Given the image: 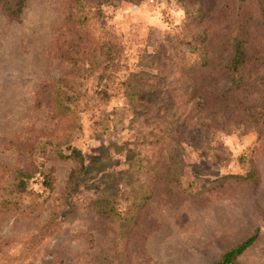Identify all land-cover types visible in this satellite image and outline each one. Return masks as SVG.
Here are the masks:
<instances>
[{"label": "rangeland", "instance_id": "obj_1", "mask_svg": "<svg viewBox=\"0 0 264 264\" xmlns=\"http://www.w3.org/2000/svg\"><path fill=\"white\" fill-rule=\"evenodd\" d=\"M256 231L240 264H264V0L0 4V264H215Z\"/></svg>", "mask_w": 264, "mask_h": 264}, {"label": "trees", "instance_id": "obj_2", "mask_svg": "<svg viewBox=\"0 0 264 264\" xmlns=\"http://www.w3.org/2000/svg\"><path fill=\"white\" fill-rule=\"evenodd\" d=\"M0 4L6 9V11L11 16H17L23 10L24 0H0ZM85 25H86V19L81 20L80 21L81 27L78 29V31H82V29H85ZM232 48H233V55L229 63V70L231 75L232 86L235 90L239 91V89H242L243 87H247L245 67L249 63L250 56L246 48L245 40H243L242 38L239 37L234 38L232 42ZM56 89H57L56 92L60 91V93L57 96V104L60 107L61 112L70 109L69 104L71 103L70 102L71 100L69 99L71 97L69 93L71 92L69 90L71 89L68 88V86L66 87L61 85H58ZM56 92L54 93V95H57ZM50 97H52V95ZM71 150L72 152L70 154H64L63 152H60L61 157L74 158L79 163L78 170L84 171L86 169L85 154L82 152L81 149L77 147H72ZM170 175H175V173H171ZM254 175H255L254 172H250L246 177L253 178ZM75 176H76V171L72 173L70 180L74 181ZM31 177H33L32 173L28 172L23 168L16 170L14 172L13 179L7 188L8 190L7 194L9 196L3 198V202L7 204H11V203L17 204L18 201L13 202L14 197L18 195H22L24 192H27L28 182ZM175 181L176 180H173V182ZM47 185L51 186V183L48 181ZM93 204L94 207L99 212L102 213H112L113 211H115V206L112 200L108 198H98L94 200ZM257 235L258 233L256 231L254 234H252L251 236L240 242L238 245L228 249L221 256V258L217 262H215V264H240L238 260L239 256L256 241Z\"/></svg>", "mask_w": 264, "mask_h": 264}]
</instances>
